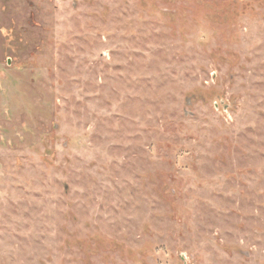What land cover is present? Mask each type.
<instances>
[{"label":"rangeland","instance_id":"obj_1","mask_svg":"<svg viewBox=\"0 0 264 264\" xmlns=\"http://www.w3.org/2000/svg\"><path fill=\"white\" fill-rule=\"evenodd\" d=\"M0 264H264V0H0Z\"/></svg>","mask_w":264,"mask_h":264}]
</instances>
